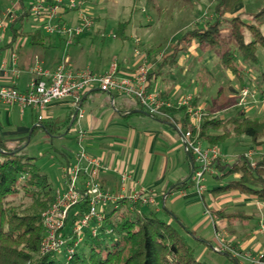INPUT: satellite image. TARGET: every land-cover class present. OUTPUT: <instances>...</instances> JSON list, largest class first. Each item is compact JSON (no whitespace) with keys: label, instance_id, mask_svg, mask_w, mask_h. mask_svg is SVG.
<instances>
[{"label":"rangeland","instance_id":"1","mask_svg":"<svg viewBox=\"0 0 264 264\" xmlns=\"http://www.w3.org/2000/svg\"><path fill=\"white\" fill-rule=\"evenodd\" d=\"M14 3L15 0H8L7 8L14 9ZM215 4L216 0H86L84 9L94 18L95 24L89 35L84 36L81 43L76 47L65 49L64 45L61 46L63 54L60 63L63 60L72 63V58H76L78 61H82L85 67L97 70L100 64V67L106 66L116 56L128 55L131 57L134 55L133 42L125 40L126 47H114L123 42L121 36L117 39L116 36L119 34L120 24L125 21H130L131 28L135 29L145 41L147 40L152 46H155L154 52L164 50L167 44V52L169 53L170 49L173 50L170 43L173 44L186 31L202 28L212 22L215 16ZM263 5L264 0H244L228 16L230 18L241 16L243 19L248 20L251 18V14ZM239 9L243 12L239 13ZM237 13L239 14L237 15ZM25 23V25H35L46 32L44 25L36 21L33 15H30ZM227 25L226 23L225 26ZM226 29H224V35L228 31ZM262 33L264 35V26L262 27ZM222 47H226V42L222 43ZM196 50L191 47L190 51L187 52L186 62H190L195 58L196 60H192L191 63L188 62L186 67L178 64L174 69L166 68L161 76L163 82L160 84L162 85L158 84L156 89L163 90L166 87L171 95H178L177 99L191 96L193 99H197L198 106L202 107L206 114L211 113L221 116L228 113L225 117H230L239 109L247 110L254 107L250 115L256 118H264V103H258L261 92L264 91V50L260 49L257 52L259 61L256 64L243 62L239 55V67L242 69L245 78L243 80L235 76L231 79L229 78V71L223 70L219 65L214 67L215 63L211 62L217 60L214 51L205 48H200L197 52ZM215 51L219 53L217 49ZM190 64L192 69L187 73ZM26 79L27 75H22L17 90L22 89ZM198 89L203 93L196 92ZM244 89H248L249 96L243 105H239ZM231 100H235L238 106L233 107V105L223 109L222 105ZM250 100L258 104L254 105ZM30 118L32 119L30 116L28 120ZM32 129L33 126L30 121L24 138L28 143L26 152L35 157V163L40 171L47 175L52 191L54 193L61 191L64 182L66 186L62 167L66 165L67 159L71 161V165L76 163L78 145L73 141V134L64 139L52 138L40 127L34 133H32ZM74 129H76L77 134L78 128L75 127ZM218 148L223 153L221 159L229 164H234L238 160L237 156L243 153L251 154L250 159L253 162L264 154V145L254 146L250 138L246 137L227 139L220 142ZM179 158L182 160L183 154H180ZM171 160L172 162L168 167L171 168L170 171H174L177 169L178 157L176 158L173 155ZM159 167L160 164L147 163L143 166L140 162L138 165H131L130 169L136 175L137 180L145 177L144 187L148 190L152 189L160 195L157 197L153 194L155 196L154 204L158 205L160 210L158 215L177 227L193 247L194 256L198 261L203 264H250L242 258L236 257L231 250L248 251L245 245L250 240H253L249 246L250 250H254L260 244L258 252L250 251L253 255L264 253V234L260 232L261 225H264V217L262 216L264 207L260 204L240 208L246 213L253 214L254 217L243 220L236 219L235 225L237 227L234 233L218 231L221 233L220 238L229 246L228 248L226 246L221 253L215 250L216 247L220 246V243L217 238L216 227L211 219L205 215L206 222H201L204 219L202 216L204 207L207 208L205 211L209 210L211 213L216 214V211H213L215 208H223L224 206L228 208V206L235 203L236 197H242L237 191L222 192L219 190L230 180L237 178L236 175L228 179L207 177L204 181V200L197 194L194 187L189 186L185 189L184 196H181L175 190L176 192L168 195L163 202L164 198L161 195L163 187H161L162 185L159 184L158 180ZM215 174H219V172L216 170ZM169 187L173 188V185H169ZM246 196L249 197L250 195ZM231 210L238 211V209L233 208ZM143 211H146L145 208H143ZM65 252L66 248H63L58 254L61 261L64 259Z\"/></svg>","mask_w":264,"mask_h":264},{"label":"trees","instance_id":"2","mask_svg":"<svg viewBox=\"0 0 264 264\" xmlns=\"http://www.w3.org/2000/svg\"><path fill=\"white\" fill-rule=\"evenodd\" d=\"M25 1L21 0V15L16 22L32 15L30 4L34 0L29 7L25 6ZM243 1L216 0L214 20L205 28L190 29L182 34L172 53L163 58L157 69L175 63L180 53H187L188 46L196 41L201 48L217 49L220 68L243 80L239 55L243 62L256 64L259 61L257 52L264 50V5L248 20L241 16H228ZM129 25L130 21L122 22L116 37H122ZM225 28L228 30L226 35ZM223 42H226V47H222ZM157 73L152 71L149 74V89L152 77ZM263 95L264 91L261 92ZM192 104L197 107V99ZM235 104V100H231L222 107L226 109ZM165 112L174 123L185 129L190 127L185 107L165 109ZM160 120L174 124L167 118ZM38 128L35 127L32 133ZM43 129L51 136L54 134L48 126ZM242 137L250 138L254 146H263L264 118H254L243 109L230 117L205 113L200 131L193 135L195 141L214 147L227 139ZM27 145V140L12 148L0 144V264H203L196 259L193 247L175 225L160 217L154 209L143 211L141 204H132L127 198L118 200L107 210L104 208V221L97 234H92L96 225L94 221L85 230L84 239L71 259L66 252L62 261L58 254L42 256L40 247L45 235L42 216L57 194L52 191L47 175L37 167L35 157L26 152ZM214 167L222 174L216 176L217 179L238 176L220 187V191H237L264 202V154L255 161V166L243 153L234 164L219 158ZM138 209L141 213L137 212ZM87 210L86 201L71 211L67 224L69 233ZM72 245L70 242L67 247Z\"/></svg>","mask_w":264,"mask_h":264},{"label":"crops","instance_id":"3","mask_svg":"<svg viewBox=\"0 0 264 264\" xmlns=\"http://www.w3.org/2000/svg\"><path fill=\"white\" fill-rule=\"evenodd\" d=\"M7 1L8 0H0V20L4 18L5 11L9 9L7 8ZM32 1L33 0H26L25 6L28 7V4ZM13 5L16 12L21 15V0H15ZM85 5L86 0H83V7H85ZM238 12L242 13L243 10L241 11L239 9ZM239 13H237V15ZM28 18L29 17H26L16 23L10 24L5 33L0 36V87L18 89L22 75L26 74L27 79L20 90L26 91L30 81L34 77L33 69L37 61L41 62L45 68H56L60 64L63 54L61 46L64 45L65 49L76 47L81 43L83 37L88 36L90 33L89 32L88 34L77 38L73 44L67 46L63 38L56 35H49L43 29L35 25H25ZM64 18L69 24H75L77 22V15L75 13L67 14ZM214 18L215 16L212 21ZM36 21L39 20L36 19ZM41 24L43 25L42 22ZM130 25L124 32V35L120 37L123 42L114 47H126L125 40L133 42L134 55L131 57L128 55L123 57L116 56L111 60L110 64L103 67H100V64L97 70H90L97 74H104L109 71L112 63L117 61L121 72L129 74L132 73L138 65L147 62L152 65V71H158V73L152 77L149 90L159 91L164 97L171 100L177 99L178 95H171L166 87L163 90H157L156 86L158 84L162 85L160 84L163 82L161 76L166 68L174 69L178 64L180 66L183 65L184 67L188 65L189 61L186 62L187 58H185L187 53H180L175 63L171 65L166 64L159 70L157 69L158 65L162 62L164 57L172 53L171 49L168 53V46L166 44L164 50L154 52L155 46H152L147 40L145 41L144 38L139 36V33L135 31V29H132ZM207 25L202 28L207 27ZM33 36H36V38L33 39ZM117 38L119 37H116V39ZM177 40L174 41L173 44H169L171 48L174 47ZM188 47L187 52L190 51L191 47L197 49L196 52L201 48L196 41L191 43ZM214 52L217 60L211 62L215 63L214 67H216L219 65V57L217 52ZM192 60L195 61L196 58ZM72 61L71 64L75 70L89 69L88 67H85L82 61H78L76 58H72ZM191 61L189 63H191ZM191 69L192 65L190 64L187 73H189ZM233 76L235 75L229 72V78L232 79L234 78ZM196 92L203 93L199 91V89ZM219 92H221V90H219ZM259 100L260 98L258 99V103L260 102ZM113 101L115 107H113ZM250 101L254 103L253 100ZM258 103L255 102L254 105ZM236 106L238 105L235 104L233 107ZM83 107L86 113L85 118L81 120L79 124H71V115L73 114L72 99L66 98L55 101L44 113L43 123H39V113L36 110L26 109L25 112H22L18 106H7L0 101V144L12 148L18 143L24 141L30 121L33 126L32 132L35 127L43 129L45 126H48L54 131L52 138L59 137L64 139L70 137V134H73L74 142H76V129L74 128L81 127L87 131L85 145L88 152L92 155L98 156L102 160L103 168L99 173L98 180L102 187L114 197H127L148 190L143 186L145 177H141L137 180L136 175L130 169L131 165H138L140 162H142L143 166L147 163H153L154 165L160 164L158 180L159 184L162 185L161 187H163L161 189V195L164 198L163 202L168 195L175 193V190H177L181 196L185 195V189L189 188V186L179 187L177 185L187 180L190 176L191 162L180 136L170 123L164 122L163 120H160V118H150L134 99L117 94H106L101 92L98 87L91 89L89 95L84 98ZM253 108H248L245 111L250 115L254 110ZM126 111L128 114H124ZM226 114L228 113H224L223 116L225 117ZM30 116L32 119L30 118V120H28ZM201 144L203 147L209 146L204 142H201ZM180 154H183L182 160L179 158ZM220 154L223 156L221 151ZM173 155L176 158L178 157L176 163L178 165L176 170L170 171L171 168L169 169L168 165L171 164V157H173ZM237 157H239V155ZM69 165H71V161L67 159L66 165L62 167L63 174L64 169ZM123 175H127L129 179L123 182ZM221 175V173L215 174L212 178ZM169 185H173V188H170ZM155 186L157 187L156 184ZM65 188L66 186L64 182L61 191H57L55 194L63 192ZM148 191H152L157 197L160 196L152 189H149ZM240 196L242 197H236L235 203L232 204V206H228V208L227 206H224L223 208L220 207L213 210L216 211L215 215L217 220L214 226L217 231L234 233L237 227V225H235L236 219L240 218L243 220L245 218L254 217L253 214L246 213L241 209L250 207L254 204H260L259 201L253 196H249L251 198L243 194H240ZM200 197L204 200L205 193ZM112 204L114 203L108 204L106 210ZM158 207V205L153 204L145 205L143 208H145L146 211L154 209L159 212L160 210ZM204 208L207 209L206 207ZM232 208L238 209V211H232ZM205 209L202 210V216L204 217L201 221L202 223L207 220L205 217ZM262 216L264 217V214H262ZM252 242L253 240H250L245 245V248L248 251L256 253L260 249V244H258L254 250H250L249 246Z\"/></svg>","mask_w":264,"mask_h":264},{"label":"built area","instance_id":"4","mask_svg":"<svg viewBox=\"0 0 264 264\" xmlns=\"http://www.w3.org/2000/svg\"><path fill=\"white\" fill-rule=\"evenodd\" d=\"M30 12L43 23L46 33L63 38L67 46L90 31L95 24L94 18L83 7V0H34L30 4ZM70 13L77 15L75 24H69L65 21L64 17ZM18 18L19 14L15 9H7L4 18L0 20V36ZM151 71L152 65L147 62L138 65L132 73L124 74L121 72L118 62L114 61L109 71L104 74H97L90 69L75 70L68 60H63L53 69L45 68L41 62L37 61L33 69L34 77L27 90L19 91L16 88L0 87V101L7 106H18L22 112H25L26 109L36 110L39 113V123L44 120V113L53 102L70 98L73 105L71 124H79L86 115L83 107L84 98L95 87L106 94L132 98L150 118H167L172 123L174 122L165 112V109L185 107L186 115L191 124L190 127L185 129L179 123H174L172 126L180 136L187 152L193 155L194 168L191 170L188 179L177 186H192L199 196H203L205 193L204 181L207 177L215 175L214 162L221 158L217 147H203L201 141L193 139L194 132L201 129L205 111L200 106H193L194 99L191 96L171 100L165 98L159 91L149 90L148 76ZM248 96V89H244L239 105H243ZM260 102L264 103V95L261 96ZM112 103L115 107L114 101ZM124 114H128V112L126 111ZM86 138L87 131L78 127L76 163L64 169L66 188L57 194L55 201L43 213L45 235L40 247L42 256L60 254L61 250L66 248V256L71 259L76 248L84 239L85 230L94 221H96V225L92 228V234H97V229L104 221V208L110 203L127 198L132 204H141L142 207L154 204L155 196L152 191H142L127 197H114L107 192L98 180L99 173L103 168L102 160L88 152L85 145ZM246 156L251 158V154ZM251 165L255 166V162L252 160ZM127 179H129L127 175L122 176L123 182ZM86 201L88 202V210L75 223L70 235L67 229L70 213ZM259 203L264 207V202ZM137 212L141 213V209H138ZM212 214L209 210L205 211V215L215 224L217 217ZM216 232L220 246L216 247L215 250L221 253L227 244L220 238L221 233ZM260 232L264 234V225H261ZM70 242H73V245L67 247ZM231 250L236 257H240L250 264H264V253L255 256L250 251Z\"/></svg>","mask_w":264,"mask_h":264},{"label":"water","instance_id":"5","mask_svg":"<svg viewBox=\"0 0 264 264\" xmlns=\"http://www.w3.org/2000/svg\"><path fill=\"white\" fill-rule=\"evenodd\" d=\"M188 157L190 159V162H191V170H193L194 166H193V156L190 152H188Z\"/></svg>","mask_w":264,"mask_h":264}]
</instances>
